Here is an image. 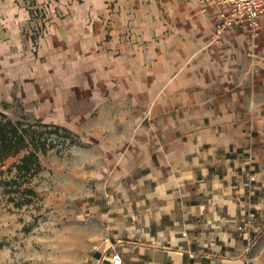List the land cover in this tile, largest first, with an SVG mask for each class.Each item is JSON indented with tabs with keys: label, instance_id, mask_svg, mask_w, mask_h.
Returning a JSON list of instances; mask_svg holds the SVG:
<instances>
[{
	"label": "crops",
	"instance_id": "obj_1",
	"mask_svg": "<svg viewBox=\"0 0 264 264\" xmlns=\"http://www.w3.org/2000/svg\"><path fill=\"white\" fill-rule=\"evenodd\" d=\"M28 3L0 0L15 41ZM56 6L42 60L24 66L36 96L60 120L92 121L106 152L90 264H250L264 213V34L215 41L219 10L198 0Z\"/></svg>",
	"mask_w": 264,
	"mask_h": 264
},
{
	"label": "rangeland",
	"instance_id": "obj_2",
	"mask_svg": "<svg viewBox=\"0 0 264 264\" xmlns=\"http://www.w3.org/2000/svg\"><path fill=\"white\" fill-rule=\"evenodd\" d=\"M29 1L35 2L27 5L33 12L37 9L38 15L32 14L30 23L24 25L22 40L15 41L6 19H0V110L14 120H42L67 127L79 136V143L64 154L51 151L42 157L44 170L34 182L39 200L15 208L0 197V264H90L99 227L89 210L92 194L101 182V155L106 152L101 150L99 137L88 133L93 131L92 121L83 124L71 119V114L60 120L59 105L45 103L29 85L24 63L42 60L49 15L53 8L58 14L56 4L62 0ZM113 1L119 0H105ZM125 1L135 4L140 0ZM144 1L161 4L170 0ZM15 161L11 159L9 164ZM257 223L247 254L250 264H264V213Z\"/></svg>",
	"mask_w": 264,
	"mask_h": 264
},
{
	"label": "trees",
	"instance_id": "obj_3",
	"mask_svg": "<svg viewBox=\"0 0 264 264\" xmlns=\"http://www.w3.org/2000/svg\"><path fill=\"white\" fill-rule=\"evenodd\" d=\"M78 143L79 136L67 127L14 120L0 110V197L15 208L39 200L34 182L44 170L42 157L64 154ZM11 159L16 161L9 164Z\"/></svg>",
	"mask_w": 264,
	"mask_h": 264
},
{
	"label": "built area",
	"instance_id": "obj_4",
	"mask_svg": "<svg viewBox=\"0 0 264 264\" xmlns=\"http://www.w3.org/2000/svg\"><path fill=\"white\" fill-rule=\"evenodd\" d=\"M202 11L212 7L219 10L213 30V39L220 40L231 28L249 31L251 40H257L264 34V0H198ZM33 14L38 15L37 9ZM113 264H122V258L116 254Z\"/></svg>",
	"mask_w": 264,
	"mask_h": 264
},
{
	"label": "bare ground",
	"instance_id": "obj_5",
	"mask_svg": "<svg viewBox=\"0 0 264 264\" xmlns=\"http://www.w3.org/2000/svg\"><path fill=\"white\" fill-rule=\"evenodd\" d=\"M0 52H1V48H0Z\"/></svg>",
	"mask_w": 264,
	"mask_h": 264
}]
</instances>
